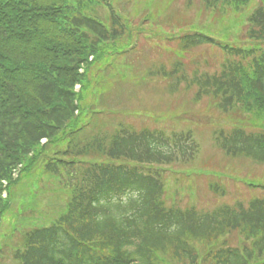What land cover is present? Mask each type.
<instances>
[{
	"label": "trees",
	"instance_id": "1",
	"mask_svg": "<svg viewBox=\"0 0 264 264\" xmlns=\"http://www.w3.org/2000/svg\"><path fill=\"white\" fill-rule=\"evenodd\" d=\"M116 1L0 0V228L11 204L1 197V180L10 192L46 175L68 200L55 219L13 232L9 239L20 235V244L5 246L7 256L16 264H264V196L210 211L166 199L172 166L199 154L191 130L115 127L114 113L107 109L106 117L98 106L112 87L109 72L121 62L122 72L130 71L127 59L142 34ZM250 1L202 0L220 16L217 28L175 13L163 18L167 30L152 25L177 49L169 70L160 65L142 81L176 79L171 90L195 88L193 103L209 98L239 123L213 132L217 148L229 159L263 164L264 3L249 11ZM229 11L246 31L220 38ZM203 46L228 58L213 73L198 65L188 75L184 54ZM17 165L20 175L11 180ZM233 233L240 238L234 247L227 242Z\"/></svg>",
	"mask_w": 264,
	"mask_h": 264
},
{
	"label": "rangeland",
	"instance_id": "2",
	"mask_svg": "<svg viewBox=\"0 0 264 264\" xmlns=\"http://www.w3.org/2000/svg\"><path fill=\"white\" fill-rule=\"evenodd\" d=\"M250 2L248 10L252 11L256 6L263 5L264 0ZM115 3L123 7L122 10L125 7L129 18L134 20V25L142 28V34L135 55L127 59L131 65L130 71L126 74L122 72L121 62L117 69L113 68L109 72L113 77L112 87L106 91L102 102L101 97L99 98L98 106L114 113L110 118L113 119L115 127L118 122H123L137 131L144 128L164 130L168 133L191 130L193 139L199 145V154L194 161L172 166V173H176L174 177H168L166 199L175 200L181 207L193 206L197 211H210L221 205L232 206L239 202L247 204L249 200L262 198L264 163L259 164L244 158L229 159L217 148L213 140L214 131L220 128L229 129L239 123L221 116L210 105L209 98L193 103L195 88L185 91L186 84L182 83L176 90H171V84L176 83V79L170 81L153 78L142 81L149 70L160 65L169 70L175 60L174 51L177 49L175 43L168 45L163 36L156 34L152 25L161 24L167 30L168 25L163 18L175 13V16L180 14V17L200 27L214 22L217 28L220 16H211L210 12L203 9L202 0H117ZM231 14L233 13L230 11L225 14L223 24L231 26L227 30L219 26L222 30L217 33L218 37L225 35L232 38L242 28L240 23H235L238 16ZM148 16L151 18L145 22L144 18ZM244 31L246 28H242L241 33ZM184 55L188 75L189 70L198 65L199 70L213 73L228 58L220 50L209 46L192 49ZM192 60L197 62V65L190 66ZM123 75L125 79L121 81ZM107 115L112 113L107 110L106 117ZM242 125L248 132L255 131L246 121ZM10 178L14 180L15 176L12 174ZM247 182L254 183L256 187H247ZM59 188L48 176L33 175L12 186L10 192L3 189V199L10 198L11 204L1 222L0 250L4 248L3 255L6 258H0V264H16L10 261L7 256L8 249L5 247L9 244H12V247L20 244V235L14 237L13 241L9 239L13 232L21 231L25 225L32 226L33 223L44 225L63 212L68 201L67 191ZM166 203L169 201L166 200ZM239 240L236 233L227 236V242L233 247Z\"/></svg>",
	"mask_w": 264,
	"mask_h": 264
}]
</instances>
